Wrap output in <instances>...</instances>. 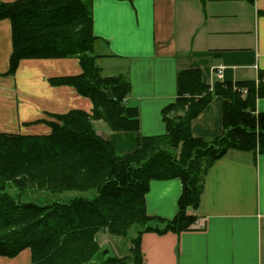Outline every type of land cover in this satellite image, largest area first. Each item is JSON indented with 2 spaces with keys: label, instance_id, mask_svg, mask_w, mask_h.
I'll return each instance as SVG.
<instances>
[{
  "label": "trees",
  "instance_id": "16d2710c",
  "mask_svg": "<svg viewBox=\"0 0 264 264\" xmlns=\"http://www.w3.org/2000/svg\"><path fill=\"white\" fill-rule=\"evenodd\" d=\"M3 19L12 24L8 74L25 58L77 57L83 73L51 83L75 87L93 101L94 110L51 114L57 122H48L47 135L0 132V256L30 249L33 264H143L142 233L189 229L197 217L188 208H199L206 173L218 159L230 150L264 153V113L256 109L264 97V71L258 81L218 80L213 86L202 81L198 69L180 71L177 99L163 109L166 133L139 136L134 152L120 154L98 134L95 121L113 131L139 132L140 113L125 103L129 79L103 75L97 62L93 0L1 3ZM216 96L224 98L223 133L211 140L194 136L193 119ZM172 179L183 185L176 216H150L151 182ZM33 192L54 198L41 203ZM134 226L132 256L102 254L100 232L127 238Z\"/></svg>",
  "mask_w": 264,
  "mask_h": 264
},
{
  "label": "crops",
  "instance_id": "0c3cea01",
  "mask_svg": "<svg viewBox=\"0 0 264 264\" xmlns=\"http://www.w3.org/2000/svg\"><path fill=\"white\" fill-rule=\"evenodd\" d=\"M93 19L103 75L126 76L131 92L125 103L139 108V132L95 121L120 154L134 152L139 136L166 133L163 109L177 99L180 71L198 69L210 86L258 81L264 71V0H93ZM12 51V24L3 19L0 132L47 135L51 114L93 112V101L75 87L51 83L82 74L79 58H25L8 74ZM223 103L216 96L193 119L194 136L211 140L223 133ZM256 109L264 113V97ZM182 190L180 179L153 180L148 214L173 219ZM188 213L197 220L187 230L142 233L143 264H264V153L230 150L218 159L206 173L199 208ZM0 264H33L31 250L0 256Z\"/></svg>",
  "mask_w": 264,
  "mask_h": 264
},
{
  "label": "rangeland",
  "instance_id": "374dc122",
  "mask_svg": "<svg viewBox=\"0 0 264 264\" xmlns=\"http://www.w3.org/2000/svg\"><path fill=\"white\" fill-rule=\"evenodd\" d=\"M243 94L246 95V90L243 89ZM50 122H57V119L53 118ZM31 195L35 197V199L39 200L41 203L50 202L54 198V196L41 192H33ZM69 195V194H64ZM30 196V194H29ZM68 197V196H66ZM194 209L193 207H189ZM188 208V209H189ZM193 215V214H192ZM137 227V226H136ZM135 226L131 228L129 236L127 238H123L120 236L112 235L108 232H100L97 236V243L99 247H103L105 250H110L112 255H116L118 257H128L132 256L131 253V237L136 236V231L138 228ZM108 254V253H107Z\"/></svg>",
  "mask_w": 264,
  "mask_h": 264
},
{
  "label": "water",
  "instance_id": "95a60500",
  "mask_svg": "<svg viewBox=\"0 0 264 264\" xmlns=\"http://www.w3.org/2000/svg\"><path fill=\"white\" fill-rule=\"evenodd\" d=\"M108 253V250H105L102 252L103 255L107 254Z\"/></svg>",
  "mask_w": 264,
  "mask_h": 264
},
{
  "label": "built area",
  "instance_id": "2783aa9c",
  "mask_svg": "<svg viewBox=\"0 0 264 264\" xmlns=\"http://www.w3.org/2000/svg\"><path fill=\"white\" fill-rule=\"evenodd\" d=\"M221 68H223V67H221ZM221 74V73H220ZM219 77H222V75H219Z\"/></svg>",
  "mask_w": 264,
  "mask_h": 264
}]
</instances>
